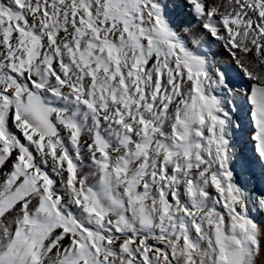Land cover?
<instances>
[{
    "label": "snow or ice",
    "instance_id": "1",
    "mask_svg": "<svg viewBox=\"0 0 264 264\" xmlns=\"http://www.w3.org/2000/svg\"><path fill=\"white\" fill-rule=\"evenodd\" d=\"M0 264H264V0H0Z\"/></svg>",
    "mask_w": 264,
    "mask_h": 264
}]
</instances>
